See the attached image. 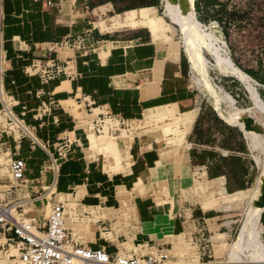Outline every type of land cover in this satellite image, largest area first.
<instances>
[{"label": "crops", "instance_id": "0c3cea01", "mask_svg": "<svg viewBox=\"0 0 264 264\" xmlns=\"http://www.w3.org/2000/svg\"><path fill=\"white\" fill-rule=\"evenodd\" d=\"M90 2L0 0V188L21 157L35 185L26 196L37 227L59 202L72 240L91 249L232 264L240 193L258 176L253 130L206 103L162 0ZM221 3L196 0L199 17L215 18ZM127 4L135 6L121 9ZM53 64L61 71L44 80ZM66 137L72 152L59 159ZM260 222L264 241V211ZM0 264H24L1 232Z\"/></svg>", "mask_w": 264, "mask_h": 264}, {"label": "built area", "instance_id": "2783aa9c", "mask_svg": "<svg viewBox=\"0 0 264 264\" xmlns=\"http://www.w3.org/2000/svg\"><path fill=\"white\" fill-rule=\"evenodd\" d=\"M60 71L61 66L53 64L42 69L41 77L48 80ZM45 110L46 108H42L38 112ZM9 118L10 124L15 125L24 137H30L35 144H40L20 118L11 113ZM57 151V158H68L72 152L71 140L63 138L58 143ZM26 170L27 164L23 158H13L10 163L9 181L2 183L4 188H0V232L7 240L8 249L11 245L19 249L20 259L24 264H166V254L160 255L159 258L154 255L125 257L74 242L65 225L64 206L59 202L50 205L45 224L37 227L28 213V204L32 197H27L26 194L35 188V185L26 177ZM45 195L46 191L34 198H43ZM197 241H208L203 231L198 235Z\"/></svg>", "mask_w": 264, "mask_h": 264}, {"label": "rangeland", "instance_id": "374dc122", "mask_svg": "<svg viewBox=\"0 0 264 264\" xmlns=\"http://www.w3.org/2000/svg\"><path fill=\"white\" fill-rule=\"evenodd\" d=\"M223 2L226 3L225 7L217 13L212 12L211 14L215 16V18L212 17L211 19H201L199 17L198 10L196 9V0L192 2L189 0V7L196 11V17L203 25L205 31H210L211 29H217L219 31L222 39L230 48L231 57L238 67L242 70L244 68L253 70L258 74V78H255L245 71L251 76L253 80H251V83L256 88L259 97L264 102V83H262L259 79V77L264 78V65H260V63H264V0H223ZM215 21H219V23ZM214 23L217 25L215 26ZM184 37L185 36L182 31H180V39L184 44L186 43L184 46H187V42ZM204 55L208 60L207 70L209 85L201 80L199 81L197 74L192 71L194 84L200 88L206 103H208L210 107H216V100L209 90L212 86L215 91L218 90V88H222L224 91L228 92L234 98L236 106L244 109V112L247 115L251 116V113L255 116V118L260 117V121L257 119V121L254 120V130L250 132L249 138L251 139L252 137H255L257 145L260 147L261 151L264 152V148L262 146V140H264V127L261 125L263 128H259L257 125V123L259 125L264 124V112L254 106L251 100L250 90H248L240 80L231 75L221 74L219 69H213L211 64L213 65L214 59L206 51H204ZM210 107L208 109V114L212 117V112H210V109L212 108ZM228 110L227 104L225 102H221L219 111L227 113ZM252 149V154L254 155L257 165L258 161L261 165H264V156H258V153L254 151V148ZM258 174L259 167L257 168V175ZM254 189L255 185L248 191L240 193L244 202H242L243 204H240V209L235 212V217L239 218V220L236 226V233L234 235V239H236V241L232 246L231 252L232 264H236L238 262H248L249 259L252 258V244L249 240L246 242H239L240 240L238 235H240V229L243 228L245 223L247 215L245 210L248 206L252 205V203H249L250 199L248 197L252 194ZM261 223L262 222H259L258 229L262 235Z\"/></svg>", "mask_w": 264, "mask_h": 264}, {"label": "bare ground", "instance_id": "6f19581e", "mask_svg": "<svg viewBox=\"0 0 264 264\" xmlns=\"http://www.w3.org/2000/svg\"><path fill=\"white\" fill-rule=\"evenodd\" d=\"M162 1L164 14L167 18L180 26V30L185 36L184 38L187 42V46H185L186 53L191 62L192 71L197 74L199 81L201 80L209 85L207 70L208 60L204 55V51H206L214 59L213 65L211 64L212 68L219 69L221 74L232 75L238 78L246 86V88L250 90L251 100L254 106L264 111V102L259 97L256 88L251 83V76L245 73L234 63L230 54V48L222 39L219 31L217 29L205 31L203 25L196 17V11L189 7L188 0ZM216 25L217 24H215V26ZM209 90L216 100V108L218 111L220 109L221 102H225L227 104L229 109L228 112L222 113L219 111V113L228 123L240 126L246 134L254 130L253 118L247 115L244 112V109L236 106L234 98L228 92L224 91L222 88H218V90L215 91L212 86ZM248 141L253 148L250 138ZM258 167L259 174L256 178L255 189L248 197L250 199L249 203H252V205L248 206L245 210L247 212L245 223L243 228L240 229V235H238L240 240L239 242H246L249 240L252 244V258L249 259L248 256V262H238L236 264H264V241L262 239L261 232L258 229L261 214L264 211V165H261L258 161Z\"/></svg>", "mask_w": 264, "mask_h": 264}, {"label": "trees", "instance_id": "16d2710c", "mask_svg": "<svg viewBox=\"0 0 264 264\" xmlns=\"http://www.w3.org/2000/svg\"><path fill=\"white\" fill-rule=\"evenodd\" d=\"M105 1L106 0H96V1L92 0V2H90V6L93 7V6L99 5V4H101V3L105 2ZM134 6L135 5L127 4L124 7H122L121 9H129V8H133ZM224 7H225V3L223 2V3H221V9L224 8ZM262 64H264V63H262ZM246 72L249 73L251 76H253L255 78H258V74L256 72H254L253 70H247ZM259 79L262 82L264 81V79L261 78V77H259ZM250 115L255 119V116L253 114L250 113ZM260 125H262L264 127V124H260ZM251 141H252V144H253V147H254V151L258 153V156H264V152H262L260 147L257 145L255 137H252ZM262 144H263L262 146L264 148V140H262Z\"/></svg>", "mask_w": 264, "mask_h": 264}]
</instances>
